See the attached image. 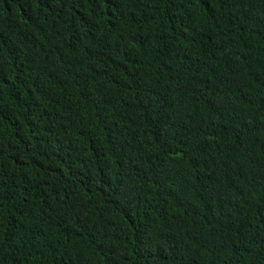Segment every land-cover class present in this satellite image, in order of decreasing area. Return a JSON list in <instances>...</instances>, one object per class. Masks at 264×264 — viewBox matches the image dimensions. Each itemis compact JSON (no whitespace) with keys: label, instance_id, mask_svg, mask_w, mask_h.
Instances as JSON below:
<instances>
[{"label":"trees","instance_id":"16d2710c","mask_svg":"<svg viewBox=\"0 0 264 264\" xmlns=\"http://www.w3.org/2000/svg\"><path fill=\"white\" fill-rule=\"evenodd\" d=\"M0 264H264V0H0Z\"/></svg>","mask_w":264,"mask_h":264}]
</instances>
